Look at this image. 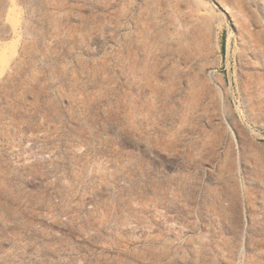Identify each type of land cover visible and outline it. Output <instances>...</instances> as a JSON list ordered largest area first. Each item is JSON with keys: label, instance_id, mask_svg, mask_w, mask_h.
I'll list each match as a JSON object with an SVG mask.
<instances>
[{"label": "rangeland", "instance_id": "obj_1", "mask_svg": "<svg viewBox=\"0 0 264 264\" xmlns=\"http://www.w3.org/2000/svg\"><path fill=\"white\" fill-rule=\"evenodd\" d=\"M0 264H264V0H0Z\"/></svg>", "mask_w": 264, "mask_h": 264}]
</instances>
